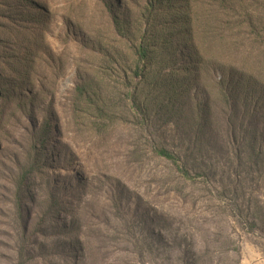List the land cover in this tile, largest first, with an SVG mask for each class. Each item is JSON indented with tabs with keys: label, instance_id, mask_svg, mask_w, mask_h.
I'll return each mask as SVG.
<instances>
[{
	"label": "rangeland",
	"instance_id": "rangeland-1",
	"mask_svg": "<svg viewBox=\"0 0 264 264\" xmlns=\"http://www.w3.org/2000/svg\"><path fill=\"white\" fill-rule=\"evenodd\" d=\"M117 2L0 0V264H264V91L235 79L244 141L184 179L154 153H184V136L166 116L133 114L135 59L109 21L111 8L136 19L144 0ZM94 38L121 54L120 71L98 66L105 120L77 110ZM232 41L264 83V31ZM169 50L163 74L188 69L190 94L207 86L229 118L213 86L225 76L195 81L191 59Z\"/></svg>",
	"mask_w": 264,
	"mask_h": 264
},
{
	"label": "trees",
	"instance_id": "trees-1",
	"mask_svg": "<svg viewBox=\"0 0 264 264\" xmlns=\"http://www.w3.org/2000/svg\"><path fill=\"white\" fill-rule=\"evenodd\" d=\"M117 1L120 3V0ZM263 1L144 0L136 19L125 9L118 12L111 8L109 21L112 30L129 48V53L135 59V76L140 79L130 93L134 104L131 110L143 121L149 120L152 114L166 116L182 132L187 145L184 153L178 154L163 147L155 148L154 153L157 158L173 166L184 179L190 176L192 169L200 174L213 171L205 160L213 159L218 148L232 149L239 141H244L245 135L239 136L240 130L234 116L248 110L240 107L245 95L237 91L235 79L245 86L252 84L263 91L264 83L252 81L254 78L248 74L247 66L236 64L243 45L233 42L232 38L242 34L259 35L264 31ZM254 5L256 12L250 10ZM171 46L175 50L173 54L182 49L184 58L194 63L190 73L195 81L199 82L203 73L211 79L219 74L225 76L224 80L215 82L213 86L217 88L219 100L224 99L231 107L229 118L221 120L219 113L213 110L216 99L207 96L210 93L207 86L204 89L199 86L197 95L190 94L188 69L177 73L178 76L176 72L163 74V64L168 59V50L172 52ZM108 47L105 41L97 38L89 42V51L95 57L96 65L76 87L77 110H82L86 115L95 114V117L103 120L111 113V107L102 95V77L98 76V66L109 63L111 59L113 70L120 71L118 56L121 54ZM249 57L242 56L243 59ZM245 80L248 83L245 84ZM245 100L248 97L245 96ZM258 134L257 139L261 135ZM241 157L240 151L238 159L242 160Z\"/></svg>",
	"mask_w": 264,
	"mask_h": 264
}]
</instances>
